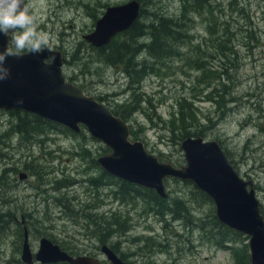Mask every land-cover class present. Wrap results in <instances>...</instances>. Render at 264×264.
<instances>
[{
	"label": "rangeland",
	"instance_id": "374dc122",
	"mask_svg": "<svg viewBox=\"0 0 264 264\" xmlns=\"http://www.w3.org/2000/svg\"><path fill=\"white\" fill-rule=\"evenodd\" d=\"M129 1L32 0L41 29L52 37L50 48L67 59L63 66L67 79L125 117L132 140H142L164 162L185 164L183 140L168 123L183 100L191 105L190 114L197 116L195 122L187 121L196 126L202 122L207 134L202 137L218 140L240 175L253 181L264 215V0H211L215 9L193 17L192 38L179 46V56L156 65L155 72L140 83L123 65L99 58L97 48L84 38L95 30L108 6ZM140 1L146 23L155 12L179 13L182 6L180 0ZM217 16L224 24L212 33L207 26ZM115 38L119 43L124 35ZM144 41L148 37L137 38L135 46ZM225 48L227 55L222 54ZM143 59L149 67L159 63L145 54L136 61ZM130 107L137 108L131 115L126 113ZM40 121L32 113L0 110V216L6 226L0 227V264H26L24 231L15 219L24 211L36 215L27 218L34 252L46 236L76 255H93L112 264L101 252L103 239L86 227L85 216L92 214L101 224L115 219L126 222L127 231L116 232L105 242L129 264L235 263L232 251L213 242L216 209L194 185L175 178L165 181L170 204L179 199L189 208L180 218L158 214L143 197L124 202L117 193L125 181L105 176L98 163L110 147L87 130L73 134L63 125ZM24 122L30 133L18 128ZM36 126L44 131H33ZM9 154L13 160L7 158ZM21 171L29 177L21 180ZM38 187L42 193L36 197Z\"/></svg>",
	"mask_w": 264,
	"mask_h": 264
},
{
	"label": "water",
	"instance_id": "95a60500",
	"mask_svg": "<svg viewBox=\"0 0 264 264\" xmlns=\"http://www.w3.org/2000/svg\"><path fill=\"white\" fill-rule=\"evenodd\" d=\"M141 1L131 0L109 6L98 19L96 28L84 38L96 47L109 44L119 32L127 30L140 16ZM8 37L0 33V50ZM55 57L46 66L49 57ZM65 58L60 51L44 49L40 54L25 52L8 57L9 79L0 82V109H21L61 123L76 133L85 126L95 138L111 148L98 158L102 167L114 176L152 188L169 197L165 179L191 180L212 197L219 220L228 227L250 236L252 264H264V216L254 184L234 168L219 141L187 137L181 143L186 164L175 166L150 153L142 140L131 139L129 124L105 103L72 81L63 72ZM23 103H18V100ZM23 178V175H22ZM102 252L113 264H126L108 245ZM22 259L28 264L67 262L101 264L98 257L74 256L47 237L33 253L26 232Z\"/></svg>",
	"mask_w": 264,
	"mask_h": 264
},
{
	"label": "trees",
	"instance_id": "16d2710c",
	"mask_svg": "<svg viewBox=\"0 0 264 264\" xmlns=\"http://www.w3.org/2000/svg\"><path fill=\"white\" fill-rule=\"evenodd\" d=\"M180 1L182 2V6L179 13L166 14L163 12L162 14H160L159 12H155L153 14L154 18L151 19L149 23L141 20L142 16L146 12L145 8H143L142 6L140 18L137 19L129 27L128 30L119 34L124 35L123 41L118 43L116 42V38H114L110 44L101 48H97L99 58L112 65H123L125 72L132 78V80H134L136 83H140L146 74H148L149 72H155L156 65L162 64L166 60H170L174 57L179 56V46L183 41H185V39L192 38V36L190 35V31L193 27V17L196 14H204L205 11L210 8L215 9V7L212 5L211 0ZM211 12L212 11H209V13ZM207 18V20L209 21V16ZM218 24H224V22H221L219 17L217 16L216 21L214 23H211L207 27L209 28L210 32L215 33ZM225 32L228 33L226 28ZM141 37H148V41L141 42L140 44H138V46H135L137 38ZM227 51L228 49L225 48L222 51V54L227 55ZM232 52L233 51L231 49L230 53ZM142 54H145L149 60L155 59L159 63L155 64L154 67H149L145 59L141 60L140 63H138L136 61V58L138 57V55ZM182 102L184 101L181 100L179 102L180 109L174 113V118L168 121L169 127L173 129L172 131L176 137V134H178L179 131L181 141L183 140V138H186L188 136L199 135L205 137L207 135L206 131L201 128L204 124L201 125L202 122L198 121L199 124L196 126L192 122H188V118H191V121L195 122L197 116L194 111V114H190V112L188 111L187 107L191 108V105L189 106ZM135 109L137 108L130 107L126 113L131 115ZM209 121H211V119ZM199 127L200 129H198ZM18 128L22 131L25 130L24 132L27 131L28 133H30V129L26 125V122H24L23 124H19ZM35 130L41 131L37 126L34 127L33 131ZM72 133L76 134L74 132ZM104 175L109 176V173L105 171ZM91 180L94 183L97 182V178H92ZM183 182H186V184L194 185L195 188L205 196L206 200L212 202L209 195L201 190L194 182L190 180H184ZM123 187V192L117 193L119 196H125L124 199L135 198L132 195L143 196L144 200L147 201L151 210H154L162 216H165L166 214H172L174 218H180L179 216H181V214L186 215L189 212V208L185 206L184 203L179 199L173 200V204H170V201L172 200L171 195H169L168 198H164L161 197L155 190L146 188V190L143 191V188L125 182L123 183ZM146 193L148 197H146ZM66 206L68 207V204H66ZM212 216L215 224L212 231L214 234L213 242L215 241V244L222 248H228L229 244L230 246H232L231 251L235 259L234 264H250V257L249 255H247L249 252V246L246 242L248 238L238 231L232 230L223 225L219 221L215 211L213 212ZM0 217L1 222L2 216ZM85 218L87 229H94L92 233L94 235L98 233V236L103 239V242L108 239V236L112 234L114 235L116 232H125L128 228V225L125 221H120L118 219H115L113 222H102L101 224L98 222L97 218H94V215L92 214H89L88 216L86 215ZM112 225H117V227L112 228ZM70 253L74 254L71 251Z\"/></svg>",
	"mask_w": 264,
	"mask_h": 264
},
{
	"label": "clouds",
	"instance_id": "9594fccd",
	"mask_svg": "<svg viewBox=\"0 0 264 264\" xmlns=\"http://www.w3.org/2000/svg\"><path fill=\"white\" fill-rule=\"evenodd\" d=\"M41 17L35 11L32 0H0V33L8 37V43L0 50V82L10 78L6 66L8 57H19L25 52L40 54L50 47V33L40 27ZM55 57H49L50 66ZM23 103V100H18Z\"/></svg>",
	"mask_w": 264,
	"mask_h": 264
},
{
	"label": "flooded vegetation",
	"instance_id": "af4514ba",
	"mask_svg": "<svg viewBox=\"0 0 264 264\" xmlns=\"http://www.w3.org/2000/svg\"><path fill=\"white\" fill-rule=\"evenodd\" d=\"M44 121H46L47 119H45V118H42ZM37 120H38V117H37ZM42 120V121H43ZM48 121V120H47ZM19 125V124H18ZM13 130V129H12ZM44 131V130H43ZM42 131V132H43ZM43 139H45L44 137H42ZM47 138V137H46ZM1 157H2V152H1ZM7 158H11L12 160H13V158L11 157V154H9V155H7ZM8 170L9 171H13V169L12 168H8ZM22 175H23V178H22ZM29 177V174L25 171H21V173H20V179L21 180H24V179H27ZM0 183L2 184V177H1V180H0ZM16 185L18 184V183H15ZM38 190H39V193L36 195V197H38L39 196V194L40 193H42L41 191H40V188L38 187L37 188ZM123 190H124V187H123V185H122V187H121V192H123ZM144 190H146V188H144ZM143 190V191H144ZM45 193H47V191H45ZM133 197H136V198H138V197H143V196H140V195H132ZM47 197V196H46ZM122 198V200L125 202V201H128L127 199H125L124 200V197L125 196H121ZM47 200L49 199V195H48V197L46 198ZM10 212H12V211H10ZM3 213V212H2ZM12 213H14V212H12ZM14 214H16V213H14ZM3 216H6L5 214H3ZM36 215H35V212L34 211H24V212H22L21 213V215H20V217L18 216V213L15 215V219H16V221H17V223H19L20 224V226L23 228V231H24V234H23V244H24V241H25V238H26V232H28V237H29V242H30V247H31V249H32V244H31V241H30V230H29V227H28V223H27V221H28V219L27 218H34ZM2 219H4L3 217H2ZM5 225L2 223V230H4L5 229ZM42 239V238H41ZM41 239H40V242H41ZM18 241H19V246H21V243H22V241H21V238L19 237L18 238ZM104 244H102V246L103 245H108L115 253H117L118 254V256L120 257V258H122V260L126 263V264H129L128 262H127V260H126V257L125 256H121L118 252H117V250L115 249V247L114 246H110L108 243H106V242H103ZM102 246H101V252H102ZM39 247H40V243H39ZM33 250V249H32ZM22 251H23V245H22ZM36 253V252H35ZM23 260V259H22ZM24 262V261H23ZM25 263V262H24ZM34 263H38V264H58V263H66V262H58V263H41V262H38V261H35ZM112 263V262H111ZM27 264V263H26ZM68 264V263H67ZM101 264H104V261H102L101 260ZM113 264V263H112Z\"/></svg>",
	"mask_w": 264,
	"mask_h": 264
},
{
	"label": "bare ground",
	"instance_id": "6f19581e",
	"mask_svg": "<svg viewBox=\"0 0 264 264\" xmlns=\"http://www.w3.org/2000/svg\"><path fill=\"white\" fill-rule=\"evenodd\" d=\"M206 10V9H205ZM142 20V19H141ZM129 29V28H128ZM181 31V30H180ZM144 40V39H143ZM111 43V42H110ZM109 43V44H110ZM108 45V44H107ZM104 46H106V45H104ZM103 45L102 46H100L99 48H101V47H104ZM224 108V107H223ZM116 114V113H115ZM117 115V114H116ZM120 116V115H119ZM122 117V116H121ZM220 143V142H219ZM220 145H221V143H220ZM221 147H222V145H221ZM224 150V149H223ZM225 152V151H224ZM226 153V152H225ZM227 155V154H226ZM228 157V156H227ZM4 218V217H3ZM0 227H2V221H1V224H0ZM32 236V235H31Z\"/></svg>",
	"mask_w": 264,
	"mask_h": 264
}]
</instances>
